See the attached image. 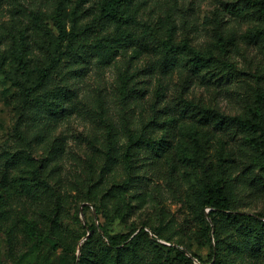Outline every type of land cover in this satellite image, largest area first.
I'll list each match as a JSON object with an SVG mask.
<instances>
[{
    "label": "rangeland",
    "instance_id": "rangeland-1",
    "mask_svg": "<svg viewBox=\"0 0 264 264\" xmlns=\"http://www.w3.org/2000/svg\"><path fill=\"white\" fill-rule=\"evenodd\" d=\"M106 2L0 0V264H187L175 248L264 264L239 235L264 222L249 143L264 16L249 0H124L105 17ZM221 180L255 220L215 225L203 196ZM143 228L136 252L106 254Z\"/></svg>",
    "mask_w": 264,
    "mask_h": 264
},
{
    "label": "trees",
    "instance_id": "trees-1",
    "mask_svg": "<svg viewBox=\"0 0 264 264\" xmlns=\"http://www.w3.org/2000/svg\"><path fill=\"white\" fill-rule=\"evenodd\" d=\"M124 0H107L106 4L103 6V15L108 17L113 12V7L118 5L119 3H123ZM249 3L254 7H257V12L264 16V0H249ZM64 34V33H63ZM258 34L257 36H259ZM264 36V34H261ZM173 53L176 55L177 49H172ZM191 54V61L194 63L196 67H203L205 65V59L200 56L198 53L194 51H189ZM22 53L20 54V64L24 65V60L22 57ZM168 66V65H166ZM50 76L49 70H43L41 76L38 81V85L35 87L36 89L43 88L47 86L48 79ZM30 90V89H28ZM30 92V91H29ZM257 116H261L259 108H257ZM235 121L239 124V126L243 129L256 127V123L252 122L250 119H242L236 118ZM262 123H259L258 133L255 137L249 139L250 145L253 149L259 153L260 159L263 163H259L260 169H264V128L261 127ZM48 183L47 180H45ZM235 185L230 183L229 181H219L211 186L204 192L203 203L207 208H211L210 218L215 223L218 222L221 216H228L235 223H242L243 221H251L255 220L254 216L247 214L245 211L238 209L236 207L237 204V192L235 190ZM87 206H84L83 212H86ZM229 219V220H230ZM230 220V221H231ZM231 221V222H232ZM232 225V224H231ZM89 226V225H87ZM233 227H237L234 224ZM93 226H91L92 228ZM101 227V226H100ZM102 228V227H101ZM215 237H218V229L215 227ZM135 230L122 234L120 236H112L108 237V248L105 250L106 254L109 255V251H119V252H127V251H137V244L139 241V237L142 234H146L145 228L140 230V233L137 236L133 237ZM240 237H243V245L245 247L244 253L249 252L252 257L260 258V256L264 252V222L262 227L259 230H250L245 229L244 233L239 232ZM239 249V248H238ZM238 249L236 252H238ZM177 255L183 258L187 264H194V261L197 260L201 264L204 263V260L198 256L196 253L191 252V257L185 254V251L181 249L175 248ZM138 252H140L138 250ZM141 253V252H140ZM139 253V254H140ZM212 258L216 259V262H220L222 260V256L220 252H218V247H212ZM211 259L210 263L213 261ZM82 264V261L79 262Z\"/></svg>",
    "mask_w": 264,
    "mask_h": 264
}]
</instances>
